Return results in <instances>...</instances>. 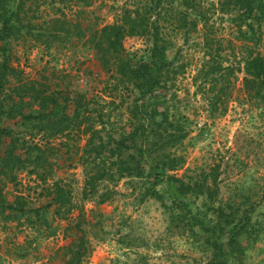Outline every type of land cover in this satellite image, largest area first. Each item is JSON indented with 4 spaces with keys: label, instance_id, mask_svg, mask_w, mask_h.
<instances>
[{
    "label": "rangeland",
    "instance_id": "rangeland-1",
    "mask_svg": "<svg viewBox=\"0 0 264 264\" xmlns=\"http://www.w3.org/2000/svg\"><path fill=\"white\" fill-rule=\"evenodd\" d=\"M200 2L208 9L214 26L210 34L221 42L225 63L242 70L224 90L230 94L225 111L223 103L218 111L212 110L206 95L199 92L200 80L195 83L194 79L205 59L206 29L202 23L192 24L193 6ZM232 2H8V14H16L12 17L16 28L8 40L0 41V48L7 51L4 55L10 58L4 88L9 100L6 110L17 101L26 115L50 113L51 120L73 127L52 136L19 116L2 115L4 121H17L15 134L54 149L48 155L51 166L16 170L15 180L0 175L7 202L15 205L16 197L22 196L26 208L32 209L23 214L8 208L0 214V264H66L65 247L80 238L88 248L84 264H213L221 262L214 241L227 240L232 228L246 218L249 233L240 238L243 259L225 264H264V101L246 88L243 70L248 54L264 55V20L250 19L254 24L250 28L237 19ZM145 8L153 12L152 20H159L167 60L174 68L184 65L185 71L165 93L158 89L143 96L141 81L127 67L149 62V38L127 37L125 49L116 54L99 52L94 40L104 25L121 24L127 12L133 16L136 9ZM218 90L219 86L211 96ZM35 94L53 99L43 108ZM175 126L186 137L157 150L168 131L181 132ZM132 133L138 136L139 146L153 152L156 163L164 154L181 158L176 170L165 169L167 175L187 183L204 181L215 171L214 199L207 194H184L192 210L188 213L175 207L170 196L160 201L150 195L153 187L167 195V181L149 174L147 164H143L147 170L143 177L121 174L119 157L110 156V148L116 146L115 140ZM126 146L123 160L138 152L130 140ZM103 168L107 169L100 173ZM97 175H102L96 182L97 191L89 193L87 180ZM55 182L70 190V211L59 212L50 203L53 195L47 188ZM206 182L212 184L211 179ZM103 195L110 196L108 201L101 202ZM195 213L209 224L222 226L223 237L201 228Z\"/></svg>",
    "mask_w": 264,
    "mask_h": 264
},
{
    "label": "trees",
    "instance_id": "trees-1",
    "mask_svg": "<svg viewBox=\"0 0 264 264\" xmlns=\"http://www.w3.org/2000/svg\"><path fill=\"white\" fill-rule=\"evenodd\" d=\"M235 9H237V19L245 22L250 28L253 27V22L250 19L264 20V0H232ZM10 0H0V41L8 40L11 32L16 28L14 22L12 23V17L16 14H8L7 5ZM230 5V3H228ZM195 17L193 18V25L196 27L198 23L203 24V28L206 29L203 37L202 48L204 49V62L198 71V74L194 76L195 83L198 85L199 92L203 93L205 99L210 101L212 110L218 111L221 103L223 110L227 109V97L229 93H225L224 90L227 85L231 84L232 77L237 72L242 71L241 68L237 67L234 63H225L227 59L221 54L219 40L212 37L210 33L213 32L214 26L207 16L208 9H205L203 3L200 2L193 6ZM132 16V11L127 12L123 17L121 24H109L104 25L99 31V37L94 40V45L99 52L105 53H121L124 48V41L127 37L139 36L148 37L151 42L149 62L141 64L136 68H130L132 75L136 79L141 81V94L143 96L150 95L156 90L160 89L161 92H166L169 89V84L176 81L178 74L185 71V66H176L174 63L167 60L166 51L167 46L165 40L160 34L159 20H152L151 17L154 15L151 9L145 8L144 11L136 9ZM187 41V40H186ZM0 53L2 60L0 61V175L4 177H12V180L16 179L15 171L29 166L33 167V170L38 171V168L51 166V161L48 160V155L54 149L50 146L45 149L41 145L31 144L24 137L19 134H15V125L17 121L11 123L10 121H4L1 119L2 115L7 118H17L18 116L25 120V123H33V127H36L37 131H44V134L58 135L59 133L67 130L69 127H73L72 124L67 123L62 125L59 120H51L49 114L46 112L35 111L30 112L28 115L22 112V108L17 101L12 102L9 106L8 96L4 93V88L7 80V74L10 69L9 63L10 58L7 55L6 48L1 47ZM244 61V81L245 86L248 89L255 91L261 100L264 101V55L261 53H250L243 59ZM123 71V69H121ZM126 69L124 70V72ZM123 72V73H124ZM219 90L214 96H211L216 89ZM35 90V88H33ZM19 94V92H17ZM226 94V97H225ZM20 95V94H19ZM34 97L39 99L43 108L48 107V102L52 100L49 95L41 96L35 94ZM168 120V117H165ZM79 124V123H78ZM169 126L174 127L171 123ZM176 128V126H175ZM177 129V128H176ZM180 133L169 132L160 144L161 146L156 147L157 150L165 149L173 146L186 137V132L180 128L177 129ZM131 136H124L120 140L116 141V146L110 148V156L117 155L120 161V167L122 168L121 174L129 176L143 177L146 173L147 164L149 174H153L156 179H162L167 181V192L165 195L163 190H156L153 187L150 191V195L155 197L157 200L164 201L166 196H170L173 205L180 209H186L188 213H191V208L187 201L182 197L190 192L196 193L197 195H204L214 199L217 192V174L214 171L213 174H208L205 177L206 180H195V182H183L180 178L175 175H167L165 169L176 170L181 162V158L171 157L169 154H164L161 162L156 163L155 159L152 158V151L144 150L138 144V136L130 134ZM112 138V136H111ZM130 140L133 143L138 152L136 155L129 154L128 158L123 160L121 155L124 153L126 141ZM32 145V146H31ZM158 144H156L157 146ZM104 151V150H103ZM121 159V160H120ZM107 168L99 170L100 173L105 171ZM102 178V175L91 176L87 180L86 189L89 193L96 192V182ZM211 179L212 184H207L206 181ZM180 184H176V182ZM48 193L53 195L52 201L57 205V211L62 209L70 211L72 206V200L70 196V190L55 182L53 185L47 188ZM110 198L109 195H103L101 202H106ZM44 206L37 208L36 212L44 210ZM11 211L15 210L22 212L23 214L31 212V208H26V203L22 196L16 197V204H10L4 198L3 188L0 186V214H4L7 209ZM41 209V210H40ZM221 212H223L221 210ZM197 223L206 232L215 231L220 237H223V227L218 223L209 224L204 219L199 218L197 214H193ZM247 217V216H245ZM247 220V221H246ZM249 220H239V225L236 224L231 231V234L224 240V238L214 241V246L219 253L221 262H214L213 264H225L226 262L232 261L233 263L239 262L243 259L244 247L241 244L240 238L244 233H249L248 230ZM68 260L66 264H84L85 256L88 254V248L86 242L83 239L77 241H71L66 247Z\"/></svg>",
    "mask_w": 264,
    "mask_h": 264
}]
</instances>
